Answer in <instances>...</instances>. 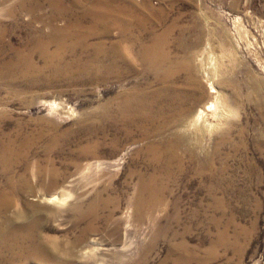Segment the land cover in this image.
Wrapping results in <instances>:
<instances>
[{"label": "rangeland", "instance_id": "rangeland-1", "mask_svg": "<svg viewBox=\"0 0 264 264\" xmlns=\"http://www.w3.org/2000/svg\"><path fill=\"white\" fill-rule=\"evenodd\" d=\"M20 1H0L6 31L0 64L13 57L14 44L21 47L30 39L28 26H48L46 0H39L44 22L34 18L29 5L13 11ZM105 1L135 8L144 17L138 33L143 45L172 26L170 58L186 68L178 83L190 73L203 87L190 107L195 111L219 98L226 108L225 119L216 120L218 126L202 142L207 155L219 144L211 177L179 179L170 184L171 196L156 198L155 205L144 199L137 207L136 180L128 175L144 159L133 142L138 131L133 128L127 138L102 116L121 89L156 87L154 76L140 67L122 79L104 71L99 80L42 85L49 71L36 54L39 83L33 87L18 78L14 88L0 85V150L13 140L15 151L6 165L0 163V194H11L10 206L0 208V226L18 230L15 226L31 222L43 260L13 261L3 251L0 264H264V0H82L77 13ZM85 16L80 22L89 26L93 19ZM99 37L90 40L84 61L97 54L99 45L106 50L107 38ZM210 57L218 70L209 81L200 59ZM211 83L220 95L212 93ZM53 195L67 201H42ZM29 243L22 244L25 251Z\"/></svg>", "mask_w": 264, "mask_h": 264}, {"label": "bare ground", "instance_id": "bare-ground-1", "mask_svg": "<svg viewBox=\"0 0 264 264\" xmlns=\"http://www.w3.org/2000/svg\"><path fill=\"white\" fill-rule=\"evenodd\" d=\"M0 1L6 2L7 0ZM46 2L51 8V13L45 22L48 24L47 29L41 26L40 28L28 26L30 39L21 47H16L14 44L13 57L8 58L7 61L3 60L4 62L0 64V85L14 88L13 83L18 78L26 80L33 87L39 83V79L36 80L40 72L35 63L36 54L40 56L44 67L49 71L46 79L42 80V85L53 82L60 84L61 82L99 80L103 78L101 74L104 71L107 72L109 78L122 79L141 67L145 73L154 76L157 81L156 87L147 90L142 85H137L131 90L121 89L114 98H111V102L107 105V112L102 116L107 120L111 129L123 131L127 138L132 135L133 128L138 131L139 138L133 142L134 144L139 143V146L137 145L139 157L141 155L144 159L137 166L139 168L130 171L128 175L130 179L136 180L135 199L137 202L135 204L138 207L142 200L151 199L154 201L152 204L155 205L156 198L171 196L173 189L170 188V184L179 179L199 177L205 180L210 178L212 160L219 144L212 155H207L203 151L202 142L213 133L218 126L217 123L225 119L227 110L220 105L219 98H211L204 107L195 111L190 107V102L195 96L203 93V87L199 79L192 78L190 73L184 78L182 84L178 83L184 65L170 58L167 38L172 26L164 29L149 45H143L138 33L143 30L145 19L133 7H131L133 9H122L119 6H113L109 1L97 2L99 4H95L86 10L85 14L79 16L77 10L81 8L82 0H46ZM40 3L39 0H23L14 6L13 11L27 9L29 5V12L34 13V18L44 22L38 14L42 6ZM85 15L93 19L89 26H83L80 22L86 17ZM165 18V14L161 15L160 23H163ZM62 19H66L67 23L57 25V21ZM5 33L6 31L0 24V44ZM94 36L107 38L108 46L104 51V44L99 45L96 47L97 54L92 59L84 61L86 52L91 51L90 40ZM70 55L74 59L70 57L73 60L67 62L66 58ZM104 60H107L105 69L102 67ZM200 61L202 74L207 78L206 80L210 81L215 71L218 70H215L217 68L215 58L210 57L208 62L203 59ZM31 72L35 74L32 77L29 76ZM108 77L105 76V78ZM211 88L212 93H219L212 83ZM192 140L197 142L200 151L190 147ZM0 151V163L5 164L14 155L13 140L3 143ZM185 157H188L186 161ZM188 163L191 165L190 169L187 167ZM16 194L17 198L21 199L19 193ZM10 195L7 197V195L0 194V208L10 206ZM42 201L60 205L65 203L67 198L64 195H53L43 197ZM81 215H86V213ZM3 228L0 226V236L3 238L0 244V259H3V251H7L8 255H6L10 256L13 261L25 258L27 261L34 262L41 258V246L31 234L32 229H35L31 222L28 225L15 226L18 230L4 231ZM24 242L31 243L26 251L22 246Z\"/></svg>", "mask_w": 264, "mask_h": 264}]
</instances>
